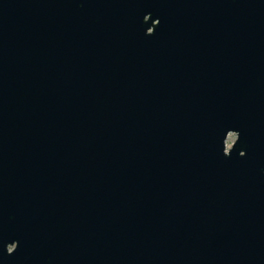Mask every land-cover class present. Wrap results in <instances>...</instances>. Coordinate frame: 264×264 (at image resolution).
<instances>
[{
	"label": "water",
	"instance_id": "water-1",
	"mask_svg": "<svg viewBox=\"0 0 264 264\" xmlns=\"http://www.w3.org/2000/svg\"><path fill=\"white\" fill-rule=\"evenodd\" d=\"M0 264H264V0H0Z\"/></svg>",
	"mask_w": 264,
	"mask_h": 264
}]
</instances>
